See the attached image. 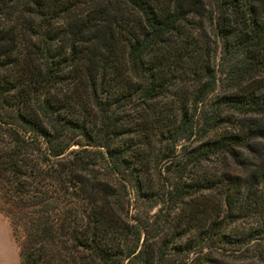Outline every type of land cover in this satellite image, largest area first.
<instances>
[{"label":"trees","instance_id":"trees-1","mask_svg":"<svg viewBox=\"0 0 264 264\" xmlns=\"http://www.w3.org/2000/svg\"><path fill=\"white\" fill-rule=\"evenodd\" d=\"M0 204L21 264H264V0H0Z\"/></svg>","mask_w":264,"mask_h":264},{"label":"rangeland","instance_id":"rangeland-1","mask_svg":"<svg viewBox=\"0 0 264 264\" xmlns=\"http://www.w3.org/2000/svg\"><path fill=\"white\" fill-rule=\"evenodd\" d=\"M157 208L153 209L155 212ZM20 243L15 236L11 217L0 204V264H21ZM211 255L212 259L205 256ZM232 254L225 249L205 247L203 250H193L189 254L179 253L171 258L170 264H219L222 260H230ZM218 257V258H217Z\"/></svg>","mask_w":264,"mask_h":264}]
</instances>
